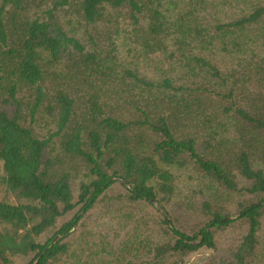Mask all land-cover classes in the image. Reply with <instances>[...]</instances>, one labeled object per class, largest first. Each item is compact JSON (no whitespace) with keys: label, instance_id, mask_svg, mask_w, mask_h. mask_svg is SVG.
I'll return each instance as SVG.
<instances>
[{"label":"trees","instance_id":"1","mask_svg":"<svg viewBox=\"0 0 264 264\" xmlns=\"http://www.w3.org/2000/svg\"><path fill=\"white\" fill-rule=\"evenodd\" d=\"M0 169V264H76L105 197L159 231L110 263L264 264V0H0ZM177 170L212 193L191 231Z\"/></svg>","mask_w":264,"mask_h":264},{"label":"rangeland","instance_id":"2","mask_svg":"<svg viewBox=\"0 0 264 264\" xmlns=\"http://www.w3.org/2000/svg\"><path fill=\"white\" fill-rule=\"evenodd\" d=\"M120 43V49L123 52V48L126 47L125 41ZM176 176L177 190L169 209L179 225L185 230L191 231L202 221L200 203L203 196L206 197L212 193L205 184L198 182L193 173L188 170H177ZM122 190V186L116 183L108 193L111 195ZM239 199L238 195L225 194L216 198V201L230 207L235 212ZM88 214V217L79 222L68 240V263H70V259H77L76 264H114L108 260L113 259V253L120 254L123 247L128 245L129 248L131 246L139 247L137 245H139L140 239L148 240V238L159 237L156 217L155 215L149 217L148 209L147 211L139 208L131 210L128 206L105 197ZM73 215L74 212L66 218ZM241 232L240 229L225 231L218 242L220 253L228 254L231 246L240 237ZM134 237L138 243L129 244L134 240ZM260 242L259 252L264 254V223L260 233ZM107 251L112 254H108ZM207 253V250H201L191 257L189 264H200ZM123 255H125L124 251L122 252Z\"/></svg>","mask_w":264,"mask_h":264},{"label":"water","instance_id":"3","mask_svg":"<svg viewBox=\"0 0 264 264\" xmlns=\"http://www.w3.org/2000/svg\"><path fill=\"white\" fill-rule=\"evenodd\" d=\"M156 206L160 207L158 203H156ZM161 210L163 211V209L161 208Z\"/></svg>","mask_w":264,"mask_h":264}]
</instances>
